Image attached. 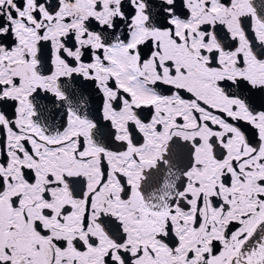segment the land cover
<instances>
[{
    "label": "snow or ice",
    "instance_id": "6c2138e0",
    "mask_svg": "<svg viewBox=\"0 0 264 264\" xmlns=\"http://www.w3.org/2000/svg\"><path fill=\"white\" fill-rule=\"evenodd\" d=\"M0 264H264V0H0Z\"/></svg>",
    "mask_w": 264,
    "mask_h": 264
}]
</instances>
